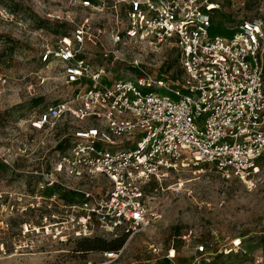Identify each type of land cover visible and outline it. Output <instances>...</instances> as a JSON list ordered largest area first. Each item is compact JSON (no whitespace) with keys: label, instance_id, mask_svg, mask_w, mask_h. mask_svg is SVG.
<instances>
[{"label":"built area","instance_id":"2783aa9c","mask_svg":"<svg viewBox=\"0 0 264 264\" xmlns=\"http://www.w3.org/2000/svg\"><path fill=\"white\" fill-rule=\"evenodd\" d=\"M118 2L125 3L128 21L115 43L122 37L126 45L142 40L156 46L172 43L182 74L167 81L135 58L128 62L136 75L106 81L105 70H96L82 56L93 35L88 25L73 37L63 35L43 55L44 60L59 61L66 83L75 87L40 112L32 126L41 129L66 118L87 122L71 131L67 151L50 170L34 172L43 177L41 187L51 190L41 224L31 226L43 238L129 240L157 218L149 206L152 182L208 164L224 178L252 187L260 171L263 19L244 18L225 34L215 25L219 5L214 0ZM99 44L105 55L125 61L102 40ZM29 227L26 223L25 232ZM176 251L151 242L149 256L138 260L128 258L126 243L87 258L85 264H125L127 259L128 264H159L164 259L179 264ZM215 255L198 244L184 264H211Z\"/></svg>","mask_w":264,"mask_h":264},{"label":"rangeland","instance_id":"374dc122","mask_svg":"<svg viewBox=\"0 0 264 264\" xmlns=\"http://www.w3.org/2000/svg\"><path fill=\"white\" fill-rule=\"evenodd\" d=\"M83 1L0 0V264H85L103 249L126 243L128 258L139 260L149 256L151 242L165 250L175 247L179 264L193 258L198 244L216 252L211 264H264V154L252 187L224 178L208 164L152 182L149 206L157 218L129 240L93 236L58 241L32 231L31 226L41 224L51 192L41 187L43 177L35 170H50L67 151L71 131L87 123L66 118L41 129L32 126L40 112L75 87L66 83L60 62L43 55L63 35L73 37L88 25L93 35L82 56L96 70H105L106 81L136 75L128 62L135 58L167 81L182 74L172 43L156 46L142 40L126 45L123 37L115 43L128 21L124 2ZM214 1L222 33L244 18L264 21V0ZM99 39L125 61L105 55ZM26 223L30 232H25Z\"/></svg>","mask_w":264,"mask_h":264},{"label":"trees","instance_id":"16d2710c","mask_svg":"<svg viewBox=\"0 0 264 264\" xmlns=\"http://www.w3.org/2000/svg\"><path fill=\"white\" fill-rule=\"evenodd\" d=\"M215 25L217 26V24H216V22H215ZM219 28V27H218ZM233 30L231 29V28H229V29H227V31H225V32H223V33H225V34H229L230 32H232ZM66 196V198H67V195H65ZM67 199H69V200H71L72 199V197H68ZM121 245H119V246H113V247H109V248H107V249H114V248H118V247H120ZM107 249H103V250H107ZM95 250V249H94ZM102 250V251H103Z\"/></svg>","mask_w":264,"mask_h":264},{"label":"crops","instance_id":"0c3cea01","mask_svg":"<svg viewBox=\"0 0 264 264\" xmlns=\"http://www.w3.org/2000/svg\"><path fill=\"white\" fill-rule=\"evenodd\" d=\"M139 260H141V259H139ZM129 261H130V259H127L126 261L124 260L122 263L128 264ZM134 264H140V263H134ZM159 264H171V263L169 260L164 259V260H161Z\"/></svg>","mask_w":264,"mask_h":264},{"label":"bare ground","instance_id":"6f19581e","mask_svg":"<svg viewBox=\"0 0 264 264\" xmlns=\"http://www.w3.org/2000/svg\"><path fill=\"white\" fill-rule=\"evenodd\" d=\"M239 242V241H238Z\"/></svg>","mask_w":264,"mask_h":264}]
</instances>
